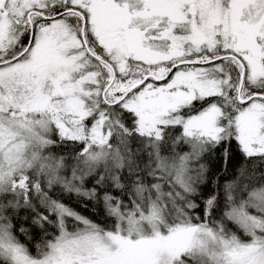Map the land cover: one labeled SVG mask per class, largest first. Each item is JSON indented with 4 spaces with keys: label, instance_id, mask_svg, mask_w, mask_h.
I'll return each mask as SVG.
<instances>
[{
    "label": "snow or ice",
    "instance_id": "snow-or-ice-1",
    "mask_svg": "<svg viewBox=\"0 0 264 264\" xmlns=\"http://www.w3.org/2000/svg\"><path fill=\"white\" fill-rule=\"evenodd\" d=\"M0 264H264V0H0Z\"/></svg>",
    "mask_w": 264,
    "mask_h": 264
},
{
    "label": "trees",
    "instance_id": "trees-1",
    "mask_svg": "<svg viewBox=\"0 0 264 264\" xmlns=\"http://www.w3.org/2000/svg\"><path fill=\"white\" fill-rule=\"evenodd\" d=\"M242 158L239 157L238 155L235 157L234 160L229 162V175L228 178H232V176H234L236 174V168L239 166V164L241 163ZM221 162L217 159L213 162L212 167L219 169L221 168ZM68 202V201H66ZM71 204L72 207L76 208V210L81 211L83 214L85 215H89V212L87 209H83L81 208L79 205L75 204L74 202H69Z\"/></svg>",
    "mask_w": 264,
    "mask_h": 264
}]
</instances>
